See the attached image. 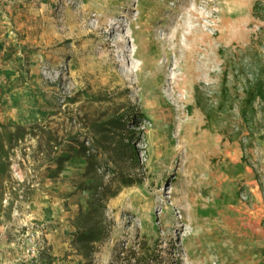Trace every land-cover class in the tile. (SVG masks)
I'll list each match as a JSON object with an SVG mask.
<instances>
[{
	"label": "rangeland",
	"instance_id": "rangeland-1",
	"mask_svg": "<svg viewBox=\"0 0 264 264\" xmlns=\"http://www.w3.org/2000/svg\"><path fill=\"white\" fill-rule=\"evenodd\" d=\"M253 3L203 0L200 22L185 0H0L3 119L65 134L96 117L136 114L125 128L134 130L143 181L110 199L114 225L92 263L70 242L72 215L89 196L72 192L71 177L85 159L74 155L54 178L38 166V137L12 152L23 179L12 172L6 196L20 189L15 198L40 231L41 255L54 254L53 264H264V138L244 151L240 139L204 127L195 98L197 84L219 87L221 52H264ZM176 26L184 52H162L160 38ZM126 43L140 52H124ZM23 238L13 211L11 219L0 212V264L42 263L25 253Z\"/></svg>",
	"mask_w": 264,
	"mask_h": 264
},
{
	"label": "trees",
	"instance_id": "trees-1",
	"mask_svg": "<svg viewBox=\"0 0 264 264\" xmlns=\"http://www.w3.org/2000/svg\"><path fill=\"white\" fill-rule=\"evenodd\" d=\"M253 14L264 19V0H254ZM226 53L221 52L224 73L219 87L208 92L197 84L196 104L205 113L204 127L220 131L225 139H240L246 151L257 139L264 138V52L250 46L246 52ZM97 97L103 99V95ZM135 116V112H114L90 120L86 130L60 134L40 121L22 123L3 119L0 112V212L11 219L15 197L21 194L15 186L12 192L15 196L11 195L4 203L8 183L13 180L11 154L28 136L38 137L37 152L43 155L38 166H46L54 178L62 177L66 162L74 155L83 157L84 169L71 177L72 192L89 191V196L87 206L80 203L71 218L70 242L75 252L92 263L114 225L109 214L110 199L125 186L143 181V175L136 172L141 159L132 142L134 130L125 128L126 119ZM256 176L260 177L257 167ZM261 185L264 190V183ZM143 250L149 248L145 246ZM46 253L38 256L42 258L41 264H53L54 254ZM144 263L146 260H141Z\"/></svg>",
	"mask_w": 264,
	"mask_h": 264
},
{
	"label": "built area",
	"instance_id": "built-area-1",
	"mask_svg": "<svg viewBox=\"0 0 264 264\" xmlns=\"http://www.w3.org/2000/svg\"><path fill=\"white\" fill-rule=\"evenodd\" d=\"M12 171L14 175L18 178L23 179V174L21 169L18 166V163H12ZM4 201H8V197L4 198ZM25 206V204H24ZM29 204H26V207H29ZM21 208H24L19 205V201L15 200L13 207V218L20 223V227L24 230L23 245L24 251L27 255L32 257H38L43 248V241L41 238L40 231L37 226L33 225L29 214L25 213Z\"/></svg>",
	"mask_w": 264,
	"mask_h": 264
},
{
	"label": "bare ground",
	"instance_id": "bare-ground-1",
	"mask_svg": "<svg viewBox=\"0 0 264 264\" xmlns=\"http://www.w3.org/2000/svg\"><path fill=\"white\" fill-rule=\"evenodd\" d=\"M185 2H191L194 4V6L190 8V13L196 17V20L201 22L202 16H201V12L199 11L198 4L203 2V0H185ZM162 6L163 7L166 6V3L162 4ZM167 22H169V20ZM123 24L124 23L122 22L119 24V26L121 27L123 26ZM114 28H116V25H114ZM200 28H201L200 25L197 24L193 26L191 29H192V32H195V30H198ZM181 29H182L181 26H176L174 29H172L171 33L167 32L165 33V35H163L162 38H160V41L164 43V48L162 52H167V53L184 52V47L182 44H180V37H179V32ZM126 40H127V35L119 37L118 39H116L115 42L121 43V41H126ZM124 52H140V50H133L131 49V47H129L128 43H126ZM167 63L169 64L170 62L168 61ZM197 68H198V65L194 63V65L191 64L187 66L186 71L187 73L195 69L197 71Z\"/></svg>",
	"mask_w": 264,
	"mask_h": 264
},
{
	"label": "crops",
	"instance_id": "crops-1",
	"mask_svg": "<svg viewBox=\"0 0 264 264\" xmlns=\"http://www.w3.org/2000/svg\"><path fill=\"white\" fill-rule=\"evenodd\" d=\"M34 197H36V196H34ZM263 200V202H262V205H263V211H264V198H262ZM73 216V215H72ZM263 216H264V212H263ZM52 228V227H51ZM72 235V234H71ZM71 239V238H70ZM9 239L8 238H6L5 236H3V239H2V244L3 245H5L6 243L8 244V245H15V242L14 241H8ZM0 244H1V242H0ZM31 263V262H30ZM2 264V263H1Z\"/></svg>",
	"mask_w": 264,
	"mask_h": 264
}]
</instances>
